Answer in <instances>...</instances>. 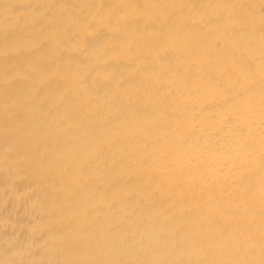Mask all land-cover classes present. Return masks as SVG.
<instances>
[{"label": "bare ground", "instance_id": "obj_1", "mask_svg": "<svg viewBox=\"0 0 264 264\" xmlns=\"http://www.w3.org/2000/svg\"><path fill=\"white\" fill-rule=\"evenodd\" d=\"M139 4L143 18L163 7ZM15 17L0 23V39L12 38L0 55L19 58L0 73V264H264L263 97L225 105L209 77L197 90L211 98L206 124L154 142L136 125L101 133L106 122L83 98L89 64L77 67L86 22L41 23L19 38ZM239 18L220 35L257 56L259 25L239 28ZM192 55L180 53L185 69ZM225 68L222 85L235 74Z\"/></svg>", "mask_w": 264, "mask_h": 264}, {"label": "rangeland", "instance_id": "obj_2", "mask_svg": "<svg viewBox=\"0 0 264 264\" xmlns=\"http://www.w3.org/2000/svg\"><path fill=\"white\" fill-rule=\"evenodd\" d=\"M162 3L163 7H157L156 13L143 18L138 13L139 0H0V23L9 22L17 10L25 12L31 27L63 21L71 24L69 28H77L74 23L86 22L80 51L84 58H78L77 67L89 64L88 72L81 78L85 87L83 98L90 101L99 120L106 122L101 133L113 134L125 124L129 128L136 125V130L154 142L165 133H174L179 124L189 121L195 126L206 124L208 118L200 116L211 110V98L204 97L205 89L201 94L197 90L202 89L209 77L226 94L225 105H237L246 97L264 99V48L253 56L244 39L234 49L230 45L231 33L220 35L227 18L241 16L237 21L239 28L258 24L259 34L255 33L251 41H264V0H162ZM20 16L12 23L15 27L12 30L19 38L31 28L19 27ZM236 36L240 38L239 32ZM11 39H0V44ZM187 48L193 52L186 63L190 69H185L180 59V53ZM67 59L71 60L68 63L76 61ZM18 60L17 54L10 57L1 54L0 73L8 64L18 67ZM213 67H217V75L225 67L233 69L235 74L230 73L228 84L223 86V77L210 71ZM236 73L243 76L244 86L237 82ZM228 85L231 86L226 90ZM196 133H187L185 137ZM117 141L121 138L115 136L113 146Z\"/></svg>", "mask_w": 264, "mask_h": 264}]
</instances>
